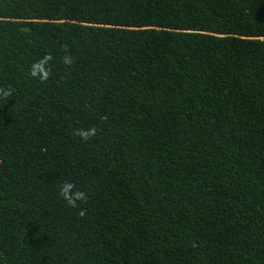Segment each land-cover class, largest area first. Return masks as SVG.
Instances as JSON below:
<instances>
[{"label": "trees", "instance_id": "16d2710c", "mask_svg": "<svg viewBox=\"0 0 264 264\" xmlns=\"http://www.w3.org/2000/svg\"><path fill=\"white\" fill-rule=\"evenodd\" d=\"M0 90V264H264V0H0Z\"/></svg>", "mask_w": 264, "mask_h": 264}, {"label": "clouds", "instance_id": "9594fccd", "mask_svg": "<svg viewBox=\"0 0 264 264\" xmlns=\"http://www.w3.org/2000/svg\"><path fill=\"white\" fill-rule=\"evenodd\" d=\"M50 59L49 56H45L41 60L31 65L30 75L34 78L39 77L40 80L47 79L48 71L45 65L48 63ZM71 57L65 55L63 57V63L65 65L71 64ZM10 96V91L0 90V98H6ZM73 135L78 136L82 141L87 142L92 137L96 135V129L94 127H89L87 129H75L73 131ZM59 196L63 199L67 206L72 208L78 207V202H86L88 199L87 193L82 190H76V186L69 182L64 181L59 187ZM80 216L85 215V210L80 209Z\"/></svg>", "mask_w": 264, "mask_h": 264}]
</instances>
